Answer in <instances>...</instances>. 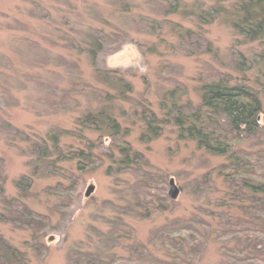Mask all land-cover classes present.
<instances>
[{"label": "rangeland", "instance_id": "obj_1", "mask_svg": "<svg viewBox=\"0 0 264 264\" xmlns=\"http://www.w3.org/2000/svg\"><path fill=\"white\" fill-rule=\"evenodd\" d=\"M240 1L0 0V161L7 197L15 202L17 181L37 168L42 138L58 132L63 149L58 168L35 175L22 200L32 215L11 204L5 212L10 223H0V234L25 251L30 264H152V257L168 258L149 242L152 230L173 218L208 220L203 211L225 193L214 172L224 156L179 139L168 124L159 136L141 140L139 103L159 116L160 100L172 93L196 108L201 79L219 74L254 89L264 111V43L233 29ZM171 4L179 10L171 12ZM106 75L131 84L127 100L106 99L117 91ZM104 106H112L122 129H129L126 141L151 170L165 173L164 182L150 190L158 186L169 199L174 179L180 191L174 205L165 201L167 209L144 216L142 204L141 212L130 204L143 174L124 175L129 184L107 174L111 141L100 130L77 126ZM88 145L93 164L80 170L78 153H87ZM240 147L264 149V141L257 137ZM140 194L141 201L150 198ZM204 241L191 264H223L220 242L210 230ZM135 243L144 253L131 249Z\"/></svg>", "mask_w": 264, "mask_h": 264}, {"label": "trees", "instance_id": "obj_2", "mask_svg": "<svg viewBox=\"0 0 264 264\" xmlns=\"http://www.w3.org/2000/svg\"><path fill=\"white\" fill-rule=\"evenodd\" d=\"M170 6L173 13L179 10L178 4ZM235 8L239 14L232 23L235 32L248 41L264 43V0H242ZM213 16L209 14V17ZM207 20L209 19L203 22ZM105 79L117 88L114 95L107 93L106 99L127 100V94L132 91V87L124 77L111 75ZM201 83L200 100L196 108L191 106L190 100L185 102L175 99L172 93L171 98L160 100L159 116L148 103H139V117L145 125V130L140 135L141 140L150 141L151 138L159 136L161 126L168 124L176 129L179 139L195 141L198 148L205 152L225 158V162L214 171L224 181L225 193L210 201V208L206 207L203 211L208 220L197 215L189 219L173 218L152 230L149 242L159 244L158 247L165 250L168 258L152 257L150 262L191 264L193 254L198 253L197 246H200V250L203 248L210 230L220 242L223 264H264V149L248 150L240 147L246 141L257 137L264 141V123H261L264 111L260 97L246 83H232L229 79L221 78L219 74L216 77L203 78ZM114 113L112 106H104L100 110L85 114L77 126L100 130L102 136L111 141L108 147L110 153H106L110 161L106 168L107 174L127 184L131 181L126 177L124 180V175H136L138 172L143 174L136 181L137 192L132 202H129L134 203L135 211L141 212L138 207L142 204L146 211H142L144 216H151L167 209L165 201L174 205L175 200L160 196L161 189L158 186L157 194L150 190L155 184L164 182L165 173L151 170L146 158L133 150L125 139L129 129H122ZM41 140L44 149L38 152L37 168L35 167L32 175H25L17 181L20 195L15 202L6 195L0 161V223L11 221L10 215L5 213L7 209H11V204L16 205L15 210L20 209L22 214L32 215L33 212L22 200L27 196L33 177L52 167L58 168L57 157L62 159L63 154L60 134L49 133L47 138ZM87 148V153H84V149H80L78 153L80 170L84 169L83 164H93L95 156L92 146L88 145ZM206 177L212 180L211 173L206 174ZM140 191L143 196L148 195L150 198L144 197L141 201ZM121 222L122 228L123 225L127 226L123 220ZM131 245L132 250L140 252L142 249L141 253H144L142 244ZM29 259L25 251L14 247L0 234V264H30Z\"/></svg>", "mask_w": 264, "mask_h": 264}, {"label": "water", "instance_id": "obj_3", "mask_svg": "<svg viewBox=\"0 0 264 264\" xmlns=\"http://www.w3.org/2000/svg\"><path fill=\"white\" fill-rule=\"evenodd\" d=\"M169 185H170V191L168 195L171 199L176 200L180 191L179 188L176 186L174 179H170ZM93 190L94 187L90 186L87 189L86 195L88 196Z\"/></svg>", "mask_w": 264, "mask_h": 264}]
</instances>
